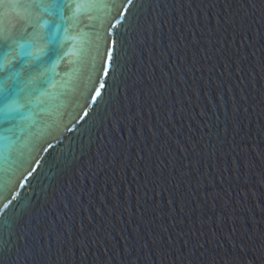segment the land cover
<instances>
[{
    "label": "water",
    "instance_id": "1",
    "mask_svg": "<svg viewBox=\"0 0 264 264\" xmlns=\"http://www.w3.org/2000/svg\"><path fill=\"white\" fill-rule=\"evenodd\" d=\"M66 2L27 119L0 121V264H264V0H134L123 18L124 0ZM43 19L0 0L18 44Z\"/></svg>",
    "mask_w": 264,
    "mask_h": 264
},
{
    "label": "snow or ice",
    "instance_id": "2",
    "mask_svg": "<svg viewBox=\"0 0 264 264\" xmlns=\"http://www.w3.org/2000/svg\"><path fill=\"white\" fill-rule=\"evenodd\" d=\"M26 2L35 5L42 14L47 13L52 19L29 20L23 32V36L27 37V42L23 44H18L20 37L6 35V30L0 26V121L27 119L25 108L29 97L36 90L38 81L45 78L48 71L45 68L50 56L48 46L57 42L56 35L61 29V21L65 19L64 10L69 7L66 0L65 2L62 0H26ZM133 3L134 0H124L123 9L118 13V17H125ZM120 18L113 17V22L107 29L106 54L100 67L96 69V84L90 89L88 96L91 105L98 104L103 98L115 53L116 40L113 36L117 25L122 23ZM43 27H47L48 32L41 31ZM88 115L89 111L86 106L80 121H84ZM0 157L6 158L3 153H0ZM35 171V168L31 169L23 179L27 181ZM3 187L0 184V195L4 194ZM4 207L7 208L8 205L5 204Z\"/></svg>",
    "mask_w": 264,
    "mask_h": 264
}]
</instances>
